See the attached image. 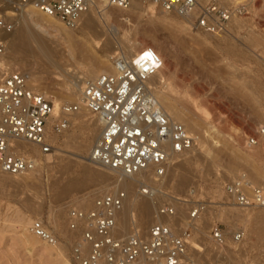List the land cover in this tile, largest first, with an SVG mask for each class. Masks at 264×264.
<instances>
[{"label":"rangeland","instance_id":"rangeland-1","mask_svg":"<svg viewBox=\"0 0 264 264\" xmlns=\"http://www.w3.org/2000/svg\"><path fill=\"white\" fill-rule=\"evenodd\" d=\"M152 9L156 13L161 12L154 7ZM106 12L109 17L105 21L115 28L114 39L117 43L133 42L137 38L144 40L170 64L173 73L171 83L176 91L173 103L186 108L181 119L195 126L193 132L188 133L199 138L204 145L203 150L197 148L178 160L172 173L166 176L162 192H159L163 197L154 201L151 208L158 212L162 206L179 202L176 199L187 200L193 204L185 208L188 218L193 207L200 206V215L194 227L198 225L201 233L196 234L194 230L191 242L200 246L203 252L194 251L190 242V260L195 259L201 264H264V239L257 238L259 229L249 233L259 209L245 210L235 206L223 191L226 183L241 175H245L253 186L264 190V139L255 149H249L246 145L247 137L257 136L258 131L264 128V0L254 3L244 16H238L239 24L231 23L224 32L216 34V38L209 36L212 37L210 39L181 20H178L181 25L177 26L162 21L159 16L138 10L111 7ZM55 23L63 30L55 32L47 29L44 35L60 43L66 38L71 41L73 61L65 63L70 66V76L59 77L47 64L39 61L13 65L9 62L7 51L4 59L5 65L11 69L28 71L32 75V87L53 104L58 102L61 108L76 103L67 89L83 66H89L101 53L100 49L92 48L76 28L68 29L59 22ZM220 35L227 36V43L222 46L215 43ZM235 50L238 52L233 53ZM121 51L123 49L119 46L115 53ZM109 56L114 54L109 53ZM105 70L112 74L109 62ZM163 97L159 96L162 107V101H165ZM194 106L198 108L197 113L192 111ZM81 112L87 113L83 109ZM76 115L66 134L56 138L59 149L57 157L41 159L40 166L25 176L7 178L19 185L0 188V264H67L64 261L75 264L71 252L80 235L68 237V202H92L83 196L89 193L93 199L95 194L107 190L101 189L95 193L96 188H89L68 198L57 197L69 178L79 174L83 168H90L94 176L103 171L86 161L89 154L80 155L78 151L79 142L86 138L87 126L96 117L88 113L86 117ZM209 126L216 131L211 132ZM67 169L73 170L66 172ZM179 182H183L181 189L176 187ZM133 184L125 190L127 196L132 190L138 195L144 187L151 190L149 184L140 181ZM113 188L114 185L109 190ZM37 220L42 221L59 238L62 256L57 251H44L41 242L33 246L25 243V237L31 234L32 223ZM215 223L220 224L227 234L229 255H220L209 240L211 226ZM152 224L146 227L144 233ZM185 228L186 225H183L176 229L180 232ZM239 229L245 232V239L240 245H235L232 237ZM194 252L198 253L199 260L194 258Z\"/></svg>","mask_w":264,"mask_h":264},{"label":"built area","instance_id":"built-area-1","mask_svg":"<svg viewBox=\"0 0 264 264\" xmlns=\"http://www.w3.org/2000/svg\"><path fill=\"white\" fill-rule=\"evenodd\" d=\"M257 1L237 0L232 5L224 0H0V34L12 33L19 14L29 11L74 29L95 3L128 10L139 2L184 19L192 30L216 35L227 29L234 16H244L248 4ZM7 46L0 40V174L25 176L36 169L38 159L57 157L56 138L66 134L81 109L100 120L102 133L90 158L109 171L133 177L152 168L162 178L172 159L192 153L196 140L170 118L147 85L163 68L154 50L141 51L135 60L124 51L115 53V75L88 82L82 89L81 105L67 104L56 111L53 102L32 87L28 71L5 65ZM262 139L264 128L257 136L246 138L247 148L259 147ZM33 148H38L39 156ZM223 191L240 208H264V190L253 186L245 175L226 183ZM141 193L151 195L148 188ZM126 197L125 192L113 188L97 194L92 202L70 205L69 229L80 233L71 252L75 264H195L188 253L200 206L192 209L186 228L180 232L171 222H159L149 228L147 236L139 231L125 234L119 229V215ZM177 214L172 205L158 210L159 217L169 220ZM31 233L42 243H58L41 221L33 222ZM226 239L222 226L213 224L210 240L217 249L226 245ZM232 239L240 245L244 231L237 230ZM198 252L202 253V248Z\"/></svg>","mask_w":264,"mask_h":264},{"label":"bare ground","instance_id":"bare-ground-1","mask_svg":"<svg viewBox=\"0 0 264 264\" xmlns=\"http://www.w3.org/2000/svg\"><path fill=\"white\" fill-rule=\"evenodd\" d=\"M224 1L232 5L237 4V0H224ZM107 8H110V7L100 4V3H95L91 11H89L87 14L84 15L80 25L76 28V31L79 32L80 36H82L83 39H87L88 42L91 43L92 48L100 49L101 54L98 55L97 58H95L94 62H91L89 66L82 65L83 68H82L81 73L76 74V78L71 82V86L67 89V92L69 93V95L74 98L76 102L75 105L82 104L81 94H82V89L85 84L96 80L100 76L115 75L117 73L116 68L112 63V57L109 56V53L115 54V51L119 49V46L122 47L124 53L129 57V59H134V60H135V56L145 49H152L156 52V50L153 49L151 46H149L144 40H141L138 38L133 42L131 41L122 42L119 40L120 42L117 43V40L114 39L116 35L115 28L113 26H108L105 21L109 17L108 13L106 12ZM152 8H153L152 6H148L145 8L144 5L139 2H135L133 6L131 7L132 10H138L142 13H150L152 16H159V18L162 21L170 25H177V26L181 25V23H179L178 20H181L184 23L186 22L184 21V19L178 16H175V15L165 14L163 12L156 13L153 11ZM252 8H253V3L248 4L246 10H251ZM17 22H18L17 28L12 33L0 34V40L3 42H7V45H8L6 51L8 53L9 62L12 63L13 65H20L24 63L39 61V62L47 64V66L50 69H53L55 71L54 74L59 75V77L60 75L61 77H63L64 75L70 76V72H69L70 70H68L70 66L65 63H71V61H73L72 52L70 51L71 41L66 38L63 40L64 41L63 43H60L44 35L47 29H52L55 32H59L60 30H63L59 25L55 23L58 21L52 18H49V17H45L35 11H29L27 13L19 14L17 18ZM240 22L241 21L238 16H234L231 21V23H234L236 25L239 24ZM204 36L206 39H208L209 36L214 37L215 35H209V34L204 33ZM225 37L222 35L221 37L215 40V43L218 45L221 44L222 46L223 43L225 42L227 43V38ZM224 50L226 49L224 48ZM229 50H232V49H229ZM225 52H228V51H225ZM232 52L234 53L238 51L235 50ZM159 57L161 58L163 62V68L158 72L157 75L150 78V80L147 82V85L148 87L154 90L156 98L158 94L157 100L159 104L161 102V100H159V96L160 98L164 96L163 99L165 101L164 102L162 101L163 103L162 105L164 108L161 106V104L160 106L170 116V118L174 120L175 122L182 124V126L184 125L186 130L192 133L195 126L193 124H186L181 119L183 109H186V108L181 106L182 104L180 105V107H178L176 103L175 104L173 103L174 102L173 97L176 94V91L171 83V79L173 80L172 78L173 73L171 72V66L168 62L163 60V58L160 55ZM61 61L63 62L62 64L60 63ZM108 62H109V65L111 66L112 74H110L109 71L105 70V67L107 66ZM33 74H34L33 76L35 80L36 79L35 73L33 72ZM54 107L56 111H59L61 109L60 104L58 102L54 103ZM193 110H194V113L195 112L197 113L198 108L194 106L192 108V111ZM81 111L78 113L80 117H86L88 112L85 110L87 112L85 114ZM79 115H76V116L79 117ZM209 130L211 132L216 131V129L213 126H209ZM86 131H87L86 138L83 141L79 142L78 151L80 152V155L89 154V157L88 158L86 157V161L94 166H98L92 162L90 157H91V153L93 151L94 145L96 141L100 138L101 133H102V126H101L100 120L96 118V120H94L93 123L87 126ZM194 139L196 140V145L193 151H196L197 148L199 150H203L204 145L201 143L199 138L194 137ZM214 144L217 145V142H214ZM33 152L37 156H39L38 148H33ZM180 158L181 157H177L171 160V162L169 163L166 169L165 176L162 178L158 177L152 168H149L148 170L141 172L133 177H127V176H123L120 173L109 171L100 166L98 167L101 168L103 171L98 173V176H94L92 174V170L88 167H85L83 168V170L80 171L79 174H73L69 178V180L67 181L63 189H61L59 194H57V197L59 199L68 198L72 194L83 192L85 190H88L89 188H96L95 193L100 191L101 189H107L105 191H108L112 185H114V189L125 192L127 188H131V186L134 185L133 184L134 181H140L142 184H149L151 190L148 187H144V188H148L149 193L151 195L144 196L141 192H139V195L134 194L133 190L129 193V195L126 197V200L124 202V210L119 215L120 231L125 234L128 232L132 233L135 231H139L143 233V236H147V231L146 233H144L146 227L147 226L149 227V225H151L152 223H153L152 225H154L159 222H165V223L171 222V225L173 228L180 229L181 227H183V225L184 226L186 225L184 223V221L187 220L186 215H185V208L193 206L191 202L189 203V201L187 200L176 199V201H179V202L177 203L174 202L172 205L176 208V210L178 211V214L174 219H171V220H169L168 218L159 217L158 212L155 211V209L151 208L154 205V201H159V199L163 197V195L161 196L159 192L160 191L162 192V188L164 186V180L166 176L170 174V172L172 173L173 171L172 169L176 166ZM40 161L41 159L37 160L36 167L40 166ZM71 170L73 169H67L66 172L67 171L69 172ZM106 175L108 176V178H105ZM7 178H9V175L0 174V188H5L12 184L19 185L18 182H13L11 180L9 181L7 180ZM114 179L115 181L110 183V181H113ZM103 185H106V187L103 188ZM176 187L181 189L183 187V182L182 183L179 182L178 184H176ZM91 196L92 194L87 193L85 194V196H83V198L87 197L88 200L89 198L90 200H93L91 199ZM94 196H96V194ZM76 201H79V200H76ZM68 203H67L68 204L67 207L69 208L70 205H74L75 202L74 203L68 202ZM193 208H195V206ZM258 209H259V214L254 219L253 222H255V224H253L249 233L252 234L255 231V229H259L260 235L258 234L257 238L264 239V208H258ZM245 210H250V209H245ZM155 214H157L156 217H155ZM31 227H30V233H31ZM195 227H196L194 229L195 233L196 234L201 233L199 226L195 225ZM45 228L47 229L46 226ZM68 230L69 231L67 232V234L69 238H73L77 234L80 235L79 232H73L70 229ZM49 233L52 234L55 237V239H57L58 241L59 238L53 232L51 233L49 231ZM37 240L38 239H36L32 233L29 235V237H25V243L30 246H33L37 244V242H40ZM210 242L212 243L211 240ZM227 242H228V238L226 239V245H227ZM260 242H263V241H260ZM191 243L194 248V251L201 250L200 246L196 245L193 242ZM58 244L59 243H55L51 245L47 243H42L41 247L44 249V251L48 253L55 252V251L60 252L59 256L60 255L62 256V251H61L62 247L58 246ZM226 245L224 247L217 249L220 255H225V254L229 255L231 253L230 251H228L229 249L226 247ZM213 246L215 245L213 244ZM193 248H191L192 249L191 251H193ZM193 256L194 258L197 257L198 260L200 258L198 257V253L195 254V252ZM192 261L195 264H201L199 261L195 259H193ZM64 262L68 264L67 261H64Z\"/></svg>","mask_w":264,"mask_h":264}]
</instances>
